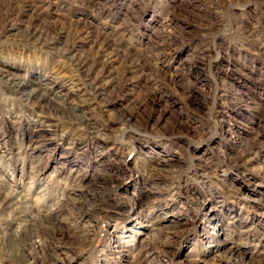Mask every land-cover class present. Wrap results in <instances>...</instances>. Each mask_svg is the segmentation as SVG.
<instances>
[{
    "label": "rangeland",
    "instance_id": "rangeland-1",
    "mask_svg": "<svg viewBox=\"0 0 264 264\" xmlns=\"http://www.w3.org/2000/svg\"><path fill=\"white\" fill-rule=\"evenodd\" d=\"M0 195V264H264V0H0Z\"/></svg>",
    "mask_w": 264,
    "mask_h": 264
},
{
    "label": "bare ground",
    "instance_id": "bare-ground-1",
    "mask_svg": "<svg viewBox=\"0 0 264 264\" xmlns=\"http://www.w3.org/2000/svg\"><path fill=\"white\" fill-rule=\"evenodd\" d=\"M41 39V40H40ZM24 40H26V42H32V40L34 41H39V46L41 47H48L51 49H54L55 47H53L55 45V41L56 39H48L46 36H42V34L37 33L36 31L33 32H29L27 33L26 38H24ZM34 43V42H32ZM109 46V45H108ZM53 47V48H52ZM102 47V46H101ZM104 47V46H103ZM102 47V48H103ZM117 47V46H116ZM107 48V47H106ZM112 48V47H111ZM101 48H99L100 51ZM103 50V49H102ZM114 51V57L118 56L119 53L121 52L120 50H118V48L115 50V48L112 49ZM74 51H76V43L71 44V45H65V50L63 52H60L59 54H57V58L62 59V61L64 60V63L68 62L69 65V73H75V75L78 77L77 79H79V82H83L81 83L82 85H85V81L87 82L88 80H92V84H95V81H98L100 79V77L98 78H94L93 77V70L94 69L92 66H90L85 60H83L82 58H80L78 56V58H72L70 57L71 53H74ZM98 51V52H99ZM105 51V49L103 50ZM112 51V52H113ZM102 52V51H101ZM116 52V53H115ZM104 53V52H103ZM124 53V52H123ZM73 55V54H72ZM97 55H99V53H97ZM112 55V54H111ZM106 56V55H105ZM109 58V57H108ZM113 58V57H112ZM89 60V59H88ZM108 60L113 61L111 58H109ZM61 61V60H60ZM61 61V62H62ZM99 61L94 60L92 61L93 66L97 65ZM102 62V61H101ZM138 62V61H136ZM103 63V62H102ZM109 63V62H107ZM106 64V63H105ZM130 65V64H129ZM131 66V65H130ZM142 66V64H141ZM133 67L138 68L139 64H135L133 65ZM127 71V70H126ZM133 71V70H132ZM101 76V75H99ZM18 80H13L10 81L8 84V90L10 91V93L12 94V96L14 97H21L24 102H26L27 104H31V105H36L37 107H39L40 109H42L44 106L45 109H48L52 112H56L58 113V118L60 119H65L64 117H67V112L66 108L63 111H58V109H53V107L51 108L48 104H49V98L47 97L46 93H44L43 91H41L39 88L37 90V88L35 90H30L28 91L27 87L25 86L24 83H19L17 82ZM91 84V83H90ZM89 84V86H90ZM80 86V85H79ZM88 86V85H87ZM41 87V86H40ZM45 89V88H44ZM96 91V90H95ZM94 91V92H95ZM96 93V92H95ZM92 98V97H91ZM95 98V97H93ZM87 101V100H86ZM89 101V100H88ZM93 101V100H92ZM91 102V100H90ZM89 102V103H90ZM92 104V102H91ZM51 105V103H50ZM104 106V105H103ZM100 107V106H99ZM60 109V108H59ZM68 111V110H67ZM70 114V113H69ZM68 114V115H69ZM57 115V114H56ZM70 118V117H69ZM87 118V117H86ZM77 118L76 120L80 121L78 124L81 127L86 128L88 126V124H85L84 122H86V120H88L89 118ZM68 119V118H67ZM90 129V128H89ZM91 133V132H90ZM93 134L95 132H92ZM34 134V133H33ZM249 150V149H248ZM250 151V150H249ZM247 153L242 154V156L240 158H242L244 155H246ZM248 155V154H247ZM246 157V156H245ZM244 157V158H245ZM243 160V159H242ZM238 162V161H237ZM245 162V161H244ZM169 170V169H168ZM170 171V170H169ZM175 179V178H174ZM1 196V195H0ZM14 196V195H13ZM3 196L0 197V206L1 207H8V208H13V207H17V209H19L18 207H21V211L20 212H16L14 215V219H18V221H20L21 223L26 224L27 228H22L20 230H17V232H12V230H9V226L8 229H6V231H8V235H7V240H10V242H16V244H21L23 246V248L21 249L22 252H24L27 255V252H32L30 255L31 257H33V259L39 254H45L44 251L46 250L47 246H46V238L45 236L42 234L41 230L36 226L35 221L37 219L33 218V208L32 206L28 205V199H24L25 201H18L15 204H13V202L9 199H11V197H4ZM84 207L81 208V215L82 216H86L88 214V212L90 211V209H88L87 207L85 208L86 204H83ZM78 206V205H77ZM82 206V205H81ZM7 209V208H6ZM80 211V210H79ZM80 213V212H79ZM35 215V214H34ZM81 216V217H82ZM39 236V237H38ZM34 237L40 238V242H35L33 239ZM1 240V239H0ZM9 242V243H10ZM48 242V241H47ZM9 246V244H8ZM10 247V246H9ZM20 251V252H21ZM230 251H232V249L230 248ZM233 252V251H232ZM47 253V250H46ZM35 254V256H34ZM25 256V255H24ZM29 256V257H30ZM42 256V255H40ZM39 256V257H40ZM23 257V256H22ZM26 258V257H25ZM23 259V258H22ZM25 260V259H24ZM29 260V259H28ZM27 261V260H26Z\"/></svg>",
    "mask_w": 264,
    "mask_h": 264
}]
</instances>
